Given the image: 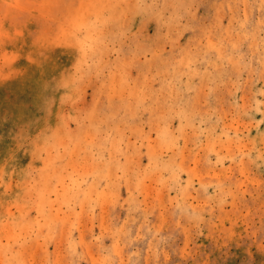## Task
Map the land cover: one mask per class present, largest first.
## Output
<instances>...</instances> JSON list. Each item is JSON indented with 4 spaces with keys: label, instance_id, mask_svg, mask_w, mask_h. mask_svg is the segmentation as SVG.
I'll list each match as a JSON object with an SVG mask.
<instances>
[{
    "label": "rangeland",
    "instance_id": "1",
    "mask_svg": "<svg viewBox=\"0 0 264 264\" xmlns=\"http://www.w3.org/2000/svg\"><path fill=\"white\" fill-rule=\"evenodd\" d=\"M0 264H264V0H0Z\"/></svg>",
    "mask_w": 264,
    "mask_h": 264
}]
</instances>
